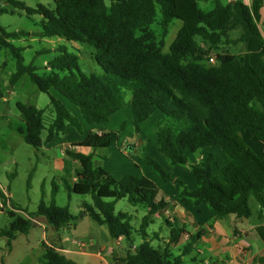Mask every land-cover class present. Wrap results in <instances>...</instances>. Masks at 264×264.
Masks as SVG:
<instances>
[{"label": "trees", "instance_id": "trees-1", "mask_svg": "<svg viewBox=\"0 0 264 264\" xmlns=\"http://www.w3.org/2000/svg\"><path fill=\"white\" fill-rule=\"evenodd\" d=\"M203 1L207 0H109L106 6L104 0H53L54 9L49 10L41 5L30 9L23 2L6 0L28 16L38 15L43 19L38 33L40 39L56 38L93 49L103 71L102 74L82 73L79 57L61 46L47 64L49 73L38 76L35 67L23 65L20 49L10 42L25 34L6 33L0 27V46L9 49L16 61L10 86L27 75L37 91L48 96L53 113L46 126L45 110L17 103L24 124V129H19L24 142L38 149L65 135L69 127L83 134L79 117L53 97L52 90L74 106L88 125L107 124L129 105L134 133L139 134L140 125L159 112L162 120L155 129L157 151L171 166L189 165L195 187L188 189L158 163L145 159L163 182L178 186L177 198L182 205L204 204L217 220L228 216L238 220L249 218L251 198L264 209V153L257 155L243 138L247 135L264 141V36L257 25L262 0H252L250 7L242 0L216 2L207 13L198 8V2ZM157 6L164 37L172 20L181 22L168 53H163V41H157L150 29ZM7 12L0 7V15ZM237 30L239 36L229 39V33ZM251 38L257 40L261 57L251 60L248 54L236 57L218 53L216 64H209L208 56L213 49L247 44ZM127 94L130 95L128 103ZM123 128L121 123L117 130L88 132L72 146L91 150L108 148L117 142ZM43 130L46 131L44 140ZM208 148L221 150L226 159L219 168L221 180L213 174L216 165L213 152H207L198 165L189 164V154L203 156L202 151ZM65 153L79 167L74 172L73 184L63 179L64 189L70 194L91 197L92 203L83 205L91 220L105 225L112 239L123 237L131 242L134 232L142 239L113 264H184L181 256H173L167 249H156L147 240L151 217H162L169 207L163 200H157L159 190L151 180L128 174L115 179L94 166L91 155L72 150ZM56 192L53 185L51 202L39 203L27 218L17 214L19 209L8 210L11 220L0 235L10 242L18 233L27 234L32 220L38 217L53 228L75 220L67 207L55 205ZM5 198L0 191V199ZM122 199L132 207L143 206L147 211L137 230L131 226L130 215L114 211L115 203ZM4 208L1 204L0 211H5ZM164 222L170 228L169 240H177L183 230L174 229L166 219ZM198 236H191V242ZM43 250L39 264H75L53 248L46 246Z\"/></svg>", "mask_w": 264, "mask_h": 264}, {"label": "rangeland", "instance_id": "rangeland-1", "mask_svg": "<svg viewBox=\"0 0 264 264\" xmlns=\"http://www.w3.org/2000/svg\"><path fill=\"white\" fill-rule=\"evenodd\" d=\"M15 1L23 2L24 5L30 9H35L38 5L49 10L54 9L53 0ZM104 1L106 6H109V0ZM216 2L225 4L227 0H207L198 2V8L202 12L207 13L214 8ZM0 7L8 11L0 15V27L6 33L25 34L24 36L18 37V39L10 40V42L14 48L20 49L19 55L22 58L23 65L35 67V73L38 76L49 73V69L46 68L47 64L58 54L56 48L61 46H65L67 52L73 53L79 57L78 64L82 73H103L101 66L96 61L94 51L90 47L67 43L64 40L56 38L42 40L38 37L43 21L40 16H28L25 11L14 8L9 5L6 0H0ZM160 20L161 12L160 8L157 6L155 21L150 26V29L154 33L157 41H163V53H168L177 31L181 27V22L176 19L172 20L167 27V33L164 37V30ZM263 26L264 9L262 12V19L259 22V29L264 36ZM239 33L238 30L230 32L229 39L237 38ZM218 53H228L236 57L248 54L251 60L261 57L258 42L255 38H251L247 44L238 43L213 49L210 51L209 56H216ZM214 64H216V61ZM15 71L16 61L11 51L0 46V90L7 98L4 102L0 100V191L9 195V197L6 196L3 200L0 199V205L3 204L5 207V211H0V234L3 230L8 228L11 220L7 214L8 210L12 208L19 209V211H16L17 214L27 218V215L36 211L39 203L43 202L45 205H48L51 202L53 185H56V189L58 190V193L53 198L55 205L67 207L72 215L84 217L86 212L82 211L79 215L78 209L84 204L92 203L90 196H78L68 193L64 189L63 181L59 178V174H61L59 172L65 169L63 177L68 180L71 174H74L75 168L77 169L79 167L78 163L75 166L72 165V160L65 153L67 150L70 151V149L68 146L64 149L63 146L71 141L84 139L83 137L88 133L90 125L81 119L83 122V134H79L71 128L69 133L59 135L57 139L53 140L50 146H48V144L35 149L27 145L23 140V135L19 132V129H24V124L20 118L16 104L24 103L33 105L37 109L45 110L44 123L46 126L50 123L53 113L49 108L48 96L38 92L27 75H24L12 87L10 86L9 79ZM8 90L13 91V93L9 94ZM50 93L53 97L59 99L72 114L74 113L80 118L78 110L66 99L54 90ZM125 99L128 103L130 95L127 94ZM154 114H156L153 115L154 117L147 119L140 125L141 135L135 134L131 122L130 107L126 105L125 108L118 112V117L114 116L109 123L101 125L105 128L104 131H112L117 130L120 124L124 123V128L119 134L117 142L108 148L90 150L89 155L92 156L94 166L101 167L106 171L108 168H112L113 170L133 168L135 171L137 170L135 168L136 164H138L140 166V169L138 168L140 173H143L145 177L159 187V192L163 195V189L164 191L171 192L174 188H178V186L163 182L153 171L151 166L147 164L145 157L158 163L171 178L179 179L187 188L189 184L188 177L191 175V172L189 170V165H169L167 160L157 151L155 129L157 123L162 120V115L159 112H155ZM91 128L94 127L91 126ZM45 136L46 131L43 130L41 138L44 140ZM243 138L246 144L257 155L264 152L262 141L254 140L247 135H243ZM135 141L137 144L134 146ZM130 146H133L134 150L132 149L130 152H127L126 149ZM123 150H125V154ZM61 151L65 158L61 157ZM209 151H212L215 155L216 165L213 166V174L221 180L219 168L224 165L226 159L219 149H204L202 155H206ZM198 157L199 154L188 155L189 164L194 165ZM130 171L132 170H128L127 173L131 175ZM249 205L254 212L257 205L252 198L249 201ZM144 209L143 206H137L135 208L130 206L126 199L119 200L114 205L115 213L121 212L131 216V226L134 230H137L140 226ZM152 217L149 232L154 231L161 238L167 237L169 227L162 219ZM37 220L39 219L35 218L32 220L33 225L27 234L18 233L10 242L6 237L0 235V264H39V259L46 246L43 243V235H45V232L43 228L37 224ZM131 240L135 246L142 242L141 237L135 232L132 234ZM202 248L203 245L199 244L198 250L200 251ZM191 257L194 258V260H190ZM182 260L184 264H212L214 261L208 254H198L195 251L190 254V256H184ZM77 263L80 264L81 261Z\"/></svg>", "mask_w": 264, "mask_h": 264}, {"label": "crops", "instance_id": "crops-1", "mask_svg": "<svg viewBox=\"0 0 264 264\" xmlns=\"http://www.w3.org/2000/svg\"><path fill=\"white\" fill-rule=\"evenodd\" d=\"M242 1L249 7L252 2V0ZM263 9L264 0H262V7L260 9V20L262 19ZM257 25L259 28V23ZM8 93L12 94L13 91L8 90ZM6 99L7 98L0 90V100L4 102ZM117 115L118 113L114 116L118 117ZM153 115L149 119L154 117ZM79 120L83 125L81 118H79ZM91 126L93 125H90L88 132H97L99 129L105 130L103 126H93L94 128H91ZM70 129V127L67 128V133L70 132ZM139 134L141 135V132ZM57 137H55V139H57ZM82 140L83 139L71 141L65 144L63 148L65 149L66 146H70V144L72 146V144ZM51 143L48 146H50ZM135 144H137L136 141L134 146ZM262 144L264 145V141H262ZM90 150L89 148L74 147L72 151L89 155ZM123 153H126L125 150H123ZM60 155L65 158L62 151ZM203 159L204 155H199L194 165H198ZM77 163L76 161H72L73 166ZM135 168L138 170L140 166L136 164ZM77 169L75 168L74 172ZM128 170H132L130 171L131 175L145 177L139 170H135V173L133 168L122 170L108 168V172L105 171L113 178L119 179L125 174L130 175L127 173ZM59 173H61L59 174V178L63 181L65 169L61 170ZM191 175L188 177V188L190 190L195 187V179L193 180L194 177ZM74 176V174H71L68 179L70 185L76 181ZM157 188L160 190L159 187ZM178 190L179 189L176 187L171 192L166 190L165 192L163 189V195L160 194V192L158 193L157 200H163L169 207L163 212L162 217L153 215L152 218H160L163 221L166 219L172 224L174 229H182L183 232L180 233L177 240L171 242L169 240L170 228L168 236L161 238L154 231L149 232L148 227L146 230L147 240L152 247L156 249H167L170 253L173 252L172 254L174 256H181L182 259L186 255L190 256L194 251L198 254H208L210 258L212 257L214 259L212 264H264V261H262L264 260V209H260L256 203V210L253 212L251 209V216L247 219L238 220L234 216H228L225 219L217 220L214 218V212L204 204L198 207H186L182 205L177 198ZM57 193L58 190L56 194ZM3 194L5 197H9L5 192ZM82 211H84L83 206L78 209V214L80 215ZM146 213L147 211L144 209L143 217ZM72 216L75 220L60 228H53L48 225L42 217H38L39 220H37V224L41 226L45 232V235H43V243L45 246L55 249V251L73 261L75 264H79L77 263L79 261H81L80 264H113L115 260L123 257L128 250L132 251L134 249L135 245L132 240L128 242L123 237L112 239L109 236L107 227L105 225H97L91 220L89 215L86 214L84 217H79L77 215ZM196 234H199L198 239L195 242H191L190 237ZM73 241L83 242L85 247L80 249ZM199 244L203 245L200 251L198 250ZM186 249H189L186 251V255H182ZM190 260H194V258L191 257Z\"/></svg>", "mask_w": 264, "mask_h": 264}, {"label": "built area", "instance_id": "built-area-1", "mask_svg": "<svg viewBox=\"0 0 264 264\" xmlns=\"http://www.w3.org/2000/svg\"><path fill=\"white\" fill-rule=\"evenodd\" d=\"M215 61H216L215 56H208V62H209L210 64H213V65H214ZM99 134H100V132H99ZM68 148H69L70 150H73V149H74V147L71 146V145L68 146ZM73 243H75L80 249H83V248L85 247V244H84L83 242L73 241Z\"/></svg>", "mask_w": 264, "mask_h": 264}, {"label": "water", "instance_id": "water-1", "mask_svg": "<svg viewBox=\"0 0 264 264\" xmlns=\"http://www.w3.org/2000/svg\"><path fill=\"white\" fill-rule=\"evenodd\" d=\"M133 149V146H130L126 149L127 152H130Z\"/></svg>", "mask_w": 264, "mask_h": 264}]
</instances>
